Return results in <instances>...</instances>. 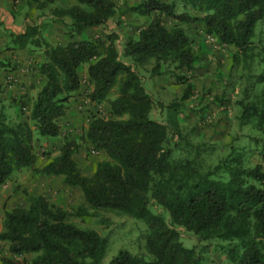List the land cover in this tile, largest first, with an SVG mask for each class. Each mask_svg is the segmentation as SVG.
I'll return each mask as SVG.
<instances>
[{"label":"trees","instance_id":"16d2710c","mask_svg":"<svg viewBox=\"0 0 264 264\" xmlns=\"http://www.w3.org/2000/svg\"><path fill=\"white\" fill-rule=\"evenodd\" d=\"M183 1L202 16L176 14L175 3L163 0H140L119 11L111 0H75L73 6L55 12L69 19L70 39L105 25L116 15L147 18L137 39L126 41L122 53L139 65L153 59L154 74L162 61L171 60L186 70L195 61L184 30L167 29L162 17L185 25L199 23L206 36L238 51L249 45L256 24L264 20V0ZM117 39L116 34H103L94 41L71 40L64 46H51L35 25L12 35L13 48L44 49L40 74L45 83L28 117L41 137L59 136L56 121L65 115L68 100L79 89V68L87 66L92 83L89 100L94 103L108 101L120 78L116 97L108 104L113 115L126 119L95 118L85 134L93 150L103 152L113 164L99 162L92 176L84 177L73 160V145L68 143L57 158L34 169L35 173L62 177L66 185L79 188L89 207L118 210L146 224V255L120 250L108 264H203L194 249L183 248L174 226L202 241L227 243L228 256L236 264H264V91L260 106L242 108V119L253 118L263 135L256 141L260 164L242 169L231 163L225 166L226 181L183 169L171 163V151L164 147L166 128L150 118L152 97L133 66L121 61ZM259 79L264 81V75ZM36 162L30 126L8 125L0 114V187L14 172L33 169ZM26 199L27 207L4 212L0 241L8 245L12 258H3L2 264H102L106 241L96 232L77 228L69 222L70 214L42 195ZM152 202L170 223L162 213L152 212ZM73 214L85 213L78 207Z\"/></svg>","mask_w":264,"mask_h":264},{"label":"rangeland","instance_id":"374dc122","mask_svg":"<svg viewBox=\"0 0 264 264\" xmlns=\"http://www.w3.org/2000/svg\"><path fill=\"white\" fill-rule=\"evenodd\" d=\"M111 1L119 11L124 5H135L140 0ZM163 1L174 2L176 14L202 16L183 0ZM74 4V0H26L25 7L21 8L26 14L17 27L25 24H28L26 27L37 26L41 38L51 46H64L71 40L94 41L102 38L103 34H116L121 61L133 66L152 97L150 118L166 128L164 147L171 151L172 164L201 175L213 174L212 178L222 181L228 179L225 166L231 163L242 169L260 164L256 141L263 135L253 118L242 119V108L252 104L260 106L263 101L264 81L259 78L264 75V20L256 24L249 45L238 51L206 36L199 23L185 25L162 17V24L167 29L177 26L184 30L191 42L195 61L188 70L179 68L171 60L162 61L158 64L157 74H154L152 69L156 62L153 59L139 65L122 53L126 41L137 39L147 18L136 14L116 15L105 25L88 29L70 39L69 19L55 11L68 9ZM15 31L16 28L0 24V37L4 38L0 46V114L8 125L27 123L30 126L37 162L33 169L14 172L10 180L0 187V233L4 231V212L27 207L29 195H42L51 205L70 214V223L79 229L94 231L106 241L102 264H108L120 250L146 255L148 228L145 223L118 210L89 207L84 203L79 188L66 185L62 177H46L34 170L57 158L68 143L73 145V160L84 177H91L99 162L113 164L103 152L93 150L85 134L88 124L95 118L126 119L113 115L108 104L116 97L120 78L109 92L108 101L94 103L89 100L92 83L86 74L87 66L79 68V89L68 100L65 115L56 121L59 136L41 137L28 117L31 105L45 83L40 74V65L45 60L44 49L30 45L22 49L13 48ZM78 207H82L83 216L73 214ZM151 210L162 213L170 223L159 206L153 203ZM174 228L183 248L194 249L203 264H236L228 256L227 243L202 241L183 227ZM3 258L12 257L8 253V245L0 241V264Z\"/></svg>","mask_w":264,"mask_h":264},{"label":"crops","instance_id":"0c3cea01","mask_svg":"<svg viewBox=\"0 0 264 264\" xmlns=\"http://www.w3.org/2000/svg\"><path fill=\"white\" fill-rule=\"evenodd\" d=\"M75 1V0H74ZM26 0H0V24L3 27L16 28L15 33H23L28 24L24 26H18L22 16H25L24 8ZM64 10V9H63ZM28 22V21H26ZM4 41L3 37H0V46ZM47 42V41H46Z\"/></svg>","mask_w":264,"mask_h":264}]
</instances>
